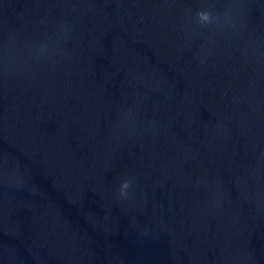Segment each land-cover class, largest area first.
I'll list each match as a JSON object with an SVG mask.
<instances>
[{
  "label": "clouds",
  "instance_id": "1",
  "mask_svg": "<svg viewBox=\"0 0 264 264\" xmlns=\"http://www.w3.org/2000/svg\"><path fill=\"white\" fill-rule=\"evenodd\" d=\"M199 19L203 22V21H207L209 19V16L207 13H199ZM123 187H127V184H125Z\"/></svg>",
  "mask_w": 264,
  "mask_h": 264
}]
</instances>
